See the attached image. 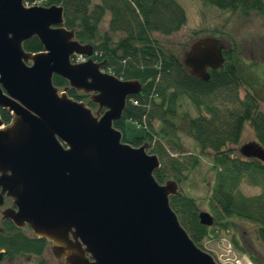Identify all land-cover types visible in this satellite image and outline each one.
I'll use <instances>...</instances> for the list:
<instances>
[{
	"label": "water",
	"instance_id": "1",
	"mask_svg": "<svg viewBox=\"0 0 264 264\" xmlns=\"http://www.w3.org/2000/svg\"><path fill=\"white\" fill-rule=\"evenodd\" d=\"M63 21L60 5L0 0V109L10 115L7 123L0 117V208L10 200L0 221L48 241L59 264H217L170 207L177 182L154 178L157 155L145 143L122 141L113 126L141 83L104 71L91 45L76 40ZM32 37L42 50H24ZM223 50L204 38L190 44L181 62L206 81L209 70L222 67ZM75 56L85 60L72 62ZM54 75L90 95L96 113L59 91ZM239 153L264 165L258 143L243 144ZM197 218L213 223L205 211Z\"/></svg>",
	"mask_w": 264,
	"mask_h": 264
},
{
	"label": "trees",
	"instance_id": "2",
	"mask_svg": "<svg viewBox=\"0 0 264 264\" xmlns=\"http://www.w3.org/2000/svg\"><path fill=\"white\" fill-rule=\"evenodd\" d=\"M200 1L244 16L256 12L264 19V0ZM34 2L23 0L27 5ZM52 4L62 7L63 26L73 30L80 43L91 45V58L105 63L104 71L122 80L135 79L141 83V90L126 100L122 116L113 126L121 131L122 141L133 146L145 143L151 148L149 152L157 155L160 166L153 173L156 181L163 183L171 179L178 183L183 179L188 163L167 153L166 145L179 155L184 150L178 135H188L201 150L212 152L214 177L210 204L214 218L237 217L253 222L256 238L264 248V165L255 158L235 155L229 146L238 142L243 124L248 121L256 143L264 149V114L259 110V104H264V70L259 71L253 62H245L232 46L223 50L222 67L209 70L206 81L191 76L181 59L162 50L152 37L153 33L169 36L185 24L184 10L175 0H97L93 4L91 0H40L42 6ZM106 13L109 15L107 30L124 34L115 43L108 34L97 36ZM23 48L28 52L42 50L35 37L25 41ZM72 58L75 62V57ZM52 83L74 100L88 98L67 88V82L57 75L52 77ZM181 98H186L198 114L190 117L184 112L180 121L175 122ZM87 102L93 104L90 100ZM0 117L4 123L10 121L6 110L0 109ZM126 120L141 125L143 136L125 141ZM153 121L160 123L158 131H154ZM156 133L159 139L150 146ZM195 164L196 159L190 165ZM243 180L259 186L260 192L243 195L239 190ZM169 204L192 241L203 249L200 241L209 234L210 226L199 224L193 198L179 191L169 197ZM46 243L42 238L27 236L9 221H0V251L6 256L20 252L40 255ZM249 257L258 264L255 258Z\"/></svg>",
	"mask_w": 264,
	"mask_h": 264
},
{
	"label": "rangeland",
	"instance_id": "3",
	"mask_svg": "<svg viewBox=\"0 0 264 264\" xmlns=\"http://www.w3.org/2000/svg\"><path fill=\"white\" fill-rule=\"evenodd\" d=\"M184 10L185 24L176 32L169 36L153 33L152 37L164 51L176 54L181 60L184 52L190 44L204 38H213L225 49L235 48L236 52L245 62L257 64L259 71L264 70V19L256 12H250L244 16L238 11H229L215 8L203 3L200 0H175ZM97 0H91V4ZM28 6L27 4H25ZM33 5H40V0H35ZM109 15L102 18L99 24L97 36L105 34L110 36L111 42L115 43L124 36L121 31L109 32L107 30ZM73 58L71 59V61ZM85 58L75 56V62L84 61ZM73 62V61H72ZM29 64V63H28ZM59 91H62L59 89ZM88 98L82 100L93 114L97 111V105L88 104ZM259 110L264 114V104H259ZM103 109L99 111L101 115ZM186 112L188 116L195 117L197 110L186 98L179 100L177 117L175 122H179L182 114ZM154 131H158L160 123L153 121ZM144 134V128L132 120L124 123L123 137L125 141H132ZM156 133L150 142L154 145L159 139ZM180 146L184 152L176 155L171 152L166 145L167 153L177 156L187 161L188 166L183 170L184 177L178 181V189L183 194L193 198L196 206V214L201 211L209 213L213 218L209 234L200 241L201 247L210 253L217 264H255L249 257L255 258L258 264H264V248L259 243L255 235L256 224L237 217L216 220L214 218L213 207L210 204V192L213 184L214 169L212 162V152L208 149L201 150L194 140L186 134H179ZM255 142L254 131L248 121L244 122L239 140L236 144L229 145L233 148L235 155H240L239 148L246 143ZM150 147H146L148 153ZM196 159L197 164L190 165ZM239 190L243 195H254L260 192V187L251 185L246 181L239 184ZM6 202L0 209L9 206ZM27 236L33 234L28 227L21 229ZM232 240H235L233 243ZM51 244L46 243L40 255L17 253L13 256H2L0 264H37L43 261L44 264H59L51 253ZM242 250V251H241Z\"/></svg>",
	"mask_w": 264,
	"mask_h": 264
},
{
	"label": "flooded vegetation",
	"instance_id": "4",
	"mask_svg": "<svg viewBox=\"0 0 264 264\" xmlns=\"http://www.w3.org/2000/svg\"><path fill=\"white\" fill-rule=\"evenodd\" d=\"M48 242V241H47ZM1 252V251H0ZM3 252V251H2ZM3 256H5V254H3Z\"/></svg>",
	"mask_w": 264,
	"mask_h": 264
},
{
	"label": "built area",
	"instance_id": "5",
	"mask_svg": "<svg viewBox=\"0 0 264 264\" xmlns=\"http://www.w3.org/2000/svg\"><path fill=\"white\" fill-rule=\"evenodd\" d=\"M77 57H80V56H77ZM80 58H82V57H80ZM240 264V263H239Z\"/></svg>",
	"mask_w": 264,
	"mask_h": 264
}]
</instances>
